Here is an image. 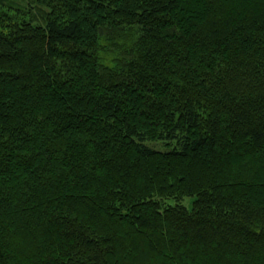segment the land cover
Masks as SVG:
<instances>
[{
  "label": "trees",
  "instance_id": "trees-1",
  "mask_svg": "<svg viewBox=\"0 0 264 264\" xmlns=\"http://www.w3.org/2000/svg\"><path fill=\"white\" fill-rule=\"evenodd\" d=\"M0 264H264V0H0Z\"/></svg>",
  "mask_w": 264,
  "mask_h": 264
},
{
  "label": "rangeland",
  "instance_id": "rangeland-1",
  "mask_svg": "<svg viewBox=\"0 0 264 264\" xmlns=\"http://www.w3.org/2000/svg\"><path fill=\"white\" fill-rule=\"evenodd\" d=\"M158 149H160L161 151H167V150H168V148H165V149H164L163 147H162V148H159V147H158ZM191 202H192V199L186 200V201H185V205H186L187 207H191V206H192V205H191V204H192Z\"/></svg>",
  "mask_w": 264,
  "mask_h": 264
}]
</instances>
